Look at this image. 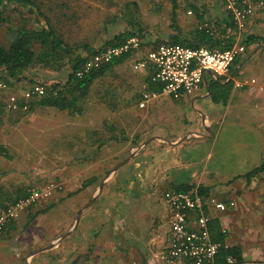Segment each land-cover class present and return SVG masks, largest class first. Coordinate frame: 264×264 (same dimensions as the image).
<instances>
[{"label": "crops", "instance_id": "0c3cea01", "mask_svg": "<svg viewBox=\"0 0 264 264\" xmlns=\"http://www.w3.org/2000/svg\"><path fill=\"white\" fill-rule=\"evenodd\" d=\"M169 2L172 20L174 17L177 23H172L170 33H160L164 36L162 38H166L164 42H197L193 35L196 28L209 27L219 33L226 28V23L221 21L228 16L220 1L176 0L174 10L172 1ZM191 5L204 12V23H199L194 13L193 18L183 14L184 9ZM178 20H197L198 23H178ZM238 29L241 38L254 35L264 39V6L256 5L242 30ZM156 42L160 43V40L153 41V44ZM153 44L149 48L141 45L139 50L132 51L110 70L116 78L123 79L121 97L104 101L103 95H92L97 78L82 101L81 114L71 115L51 106H35L28 111L20 106L22 102L27 103L26 95H18L13 89L3 95L6 97L1 104L4 120L0 126V155L3 156H0V172L3 173L0 176V209L21 194L58 184L59 188L53 189L52 194L43 200H57L63 204L76 198L77 205L70 214L75 213L76 217L74 234L78 242L86 244V249H81L82 253L91 247V264H166L162 252L168 245L169 225L168 208L162 194L180 183L193 182L196 186L209 188V182L200 184L196 174L220 172L217 167L226 164L222 158L214 159V149L211 148L212 143L219 139V125L225 119L235 117L243 125L245 118V121L250 117L256 120L255 135H244L241 149L264 155V135L260 133L264 126V118L260 117L264 115V92L259 86L264 85V63L258 60L261 56L264 58V41L247 47L246 54L243 52L238 56L241 60L226 75L215 77L213 73L206 72L201 88L194 95L174 98L161 94L140 107L144 85L146 90L149 89L147 76L153 69L133 71L130 68ZM250 69L254 71L247 76ZM109 74L107 72L103 76ZM251 79H255L257 84L236 86V82ZM229 81L232 84L225 101L222 97L214 100L215 93L223 96L222 85ZM216 83L220 86L212 88ZM16 95L20 96L16 100L17 107L12 108L9 100ZM53 119L61 125V131L52 132L50 126V135L71 136L75 142L63 146L75 152L72 155L70 151L61 154L67 158L64 161L52 153L42 154L43 158L38 154L22 156L18 150L29 144L34 131L38 130V135L44 131V128L36 127V123L46 124ZM23 123L31 127L29 133L20 130ZM255 141H259L257 146ZM41 159L46 160L42 162ZM242 175H234V178L232 175L223 183L231 188L227 191L230 196L220 198L208 194V197L227 205L224 211L206 207V213L211 216L210 236L213 240L211 226L213 220H217L219 228L226 230L225 245L240 249L242 260L239 264H264V224L254 221L264 222V218H260L264 217V206L259 195L253 196L256 189L264 187V181H258L257 176L247 181ZM159 187L163 191H159ZM41 210L35 212L36 216L44 213L39 212ZM27 212L30 224L31 211ZM22 217L20 214L0 235L13 233ZM62 220L66 227L68 215ZM63 231L66 232L61 235L60 246L72 234H68L66 229ZM27 240L22 252L29 253L25 264H31V238L27 237ZM48 249L44 247L34 253L47 252Z\"/></svg>", "mask_w": 264, "mask_h": 264}, {"label": "rangeland", "instance_id": "374dc122", "mask_svg": "<svg viewBox=\"0 0 264 264\" xmlns=\"http://www.w3.org/2000/svg\"><path fill=\"white\" fill-rule=\"evenodd\" d=\"M34 1L37 2L41 11L47 15L50 20L49 24L54 28L56 33L61 35V37L73 47L87 43L94 48H99L104 46L106 41L112 39L114 35L129 30L132 31L134 35H139L138 37L141 39L144 48H149L148 46L152 45L153 41L160 40L161 42L162 40L164 42V39L166 38H162L164 36H160V33H170V31L173 30H170V28H172V23H177V20H172L170 0ZM217 1H220L225 8V0ZM243 1L258 2L254 0ZM179 3L181 4L182 2ZM14 6L15 5H10L7 8V12L12 24L16 25L21 22L22 16L27 15V13L25 8L19 6L21 9L17 10L16 8H13ZM183 14H185V16L191 15L193 18V13H188L187 9H184ZM184 19L185 18H183V20ZM178 23L198 22L197 20L194 22L178 20ZM28 25L36 26V23L31 19ZM165 26H167L168 29ZM8 36L10 35L3 29L0 33V40L6 41ZM78 52L85 54L83 50H78ZM244 53L246 54V52ZM258 60H260L261 63H264V58L262 56L259 57ZM233 67H235V65ZM130 69L133 71L135 70L132 67ZM253 71L254 69L247 70V76ZM67 73L68 57L64 58L62 67L58 69L40 65L33 67L32 70L30 68L29 71H27V76H23V78L18 81L12 82L11 87H5V83L0 79V83L3 84V86H0V126L4 120V109L1 108V104H3V98L6 97H3L5 92L8 93L10 89H13L16 93H19L18 95H26L28 98H31L35 87L42 86L41 84H36L31 87L33 84H31V77L36 76L41 82L45 81L46 83H51L53 81H61ZM108 74L109 75L102 76L95 81L91 94L95 96L103 95L102 98H104V101L113 99L117 100L123 95V92H120L122 89L120 84H123V79L116 78L113 71H109ZM19 97L20 96L16 95L17 99H19ZM260 117L264 118V115H261ZM245 120V125H243L239 124L235 117H232L225 119V121L219 125L221 128L219 139L212 143L213 145L211 144V148L214 149V159L221 160L222 158L223 163L226 160V164L217 167L220 169V172H199L196 174L197 181L199 182V179L201 180L200 184L209 182L208 186L210 185V194L216 195L217 197L224 198L230 196L227 191H230L231 188H227L223 183L230 180L232 175V178H234V175L244 174L254 166L260 165L264 160L263 154L259 156V153L247 151L248 149L246 148L241 149V141H243L242 137L247 134L255 135V131L257 130L256 127L258 126V122L252 117L247 121ZM56 123L57 121L55 119L48 121L46 124L40 122L36 123V127H39L41 130L44 128V131L41 132L42 135H38L39 131L35 130L31 136L29 144L26 145L24 149L18 150V152L25 158L34 154H38L40 158H43L44 156L42 154L52 153L62 157L61 160H66L67 158L63 157L61 154L70 151L72 155L75 151L64 148L63 145L75 141L71 136L70 138L56 136L55 133L50 135V126L52 127V132L56 131V133H59V131H61V125H57ZM53 124L56 125L54 126ZM263 127L260 129V133L264 135ZM20 130L24 133H29L31 127H29L27 123H23ZM20 130L17 133H20ZM34 136L35 138H33ZM18 143L20 142L18 141ZM257 144H259V141H255V146H257ZM1 147L2 146H0V148ZM4 158L6 159V157ZM41 160L44 162L46 159ZM61 160L58 158L59 164ZM2 175L3 173L0 172V176ZM256 179L258 181H264V173H261ZM50 186H52V190L59 188V185L55 183L50 184ZM256 190L257 193H254L253 196L259 195L262 198L264 206V187H260ZM159 191H163V188H160ZM222 195L224 196L222 197ZM76 205V198H73L70 202H64L63 204L59 203L57 200L46 201L39 199L29 205L22 211L21 215L23 214V217L20 219L19 225L14 228V232L9 234L2 233L0 235V264H25L26 257L29 253L22 252V248L28 243L27 237L31 238V264H71L75 260V257L81 253L82 247L86 249V244L82 245V243L78 242L74 234L77 222L75 219V213L72 216L70 214L71 211L75 209ZM46 207H48V212L35 216L29 224L30 221L28 219L29 215L27 214V211H31L32 216L38 210ZM1 210L2 209H0V212ZM66 215H68V220L65 227L63 226V220L61 221V219ZM260 218L262 219L264 217L262 216ZM254 221L259 224H264V222H261L258 219H255ZM65 229L69 231H67L68 234L71 232L72 234L66 238L62 243V246H60L61 235L66 232L63 231ZM51 244L54 245L48 249L49 251H42L38 254L37 252L34 253V251H40ZM95 263L98 264V262Z\"/></svg>", "mask_w": 264, "mask_h": 264}, {"label": "trees", "instance_id": "16d2710c", "mask_svg": "<svg viewBox=\"0 0 264 264\" xmlns=\"http://www.w3.org/2000/svg\"><path fill=\"white\" fill-rule=\"evenodd\" d=\"M171 1L172 8L174 10L177 7V3L176 0ZM10 5H15L13 8H16L17 10H20V7L26 9L27 15L22 16L19 24L13 25L8 17L7 8ZM190 8L187 10L196 15L199 23H204V12H200L198 7L195 5H191ZM226 13L228 17L225 21H221V23H226V28H224L221 33L213 31V29L209 27L196 28L193 31V35L197 42L175 41L171 43H180L190 47L205 46L209 49H226L233 46L237 40L240 39L239 43L245 47V52H247L246 48L250 45L254 43L258 44L259 42L264 41V39L254 35H248L241 38V33L239 34V31H237L238 26L236 25L234 19L228 12ZM31 19L34 20L36 26L28 25ZM49 23V18L41 11L39 5L34 0H0V33L4 29L10 35L6 41L0 40V79L3 83H5V87H11L12 82L18 81L23 78V76L26 77L27 71H29L30 68L32 70L33 67L40 65L58 69L62 67L64 58L68 57V73L61 81L46 83L45 81H39L36 76L31 77V84L33 83L31 87L36 84H41L43 91L40 94L36 92L32 93L31 98H28L27 103L22 102L20 103V106H26V110L28 111L33 109L35 106H51L59 110H66L71 115L81 114L83 111L82 101L86 99L93 82L97 78L109 72L114 65L126 58L131 51L118 57H114L110 61L103 62L98 67H92L87 71L83 70V63L89 56L95 54L97 51H100L108 46L120 45L130 36L134 35V33L129 30L120 32L114 35L112 39L106 41L104 46L99 48H94L87 43L73 47L70 46L61 37V35L56 33L54 28ZM157 43L159 42H156L153 45L156 46ZM78 50H83L85 54L78 52ZM240 60L241 59L237 57L232 63L230 69L232 70L233 66ZM81 70L83 72L79 76L77 72ZM147 79L149 83L148 90H160L161 85L159 83L152 82L150 76H147ZM231 84L232 81H229L222 85V95L225 96V98L220 95L216 96L218 93H215L214 100L222 97L223 101H225L231 88ZM218 86L220 85H213L212 88ZM260 173H264V161L242 176H244L247 181H250ZM193 189H197L198 193L204 196H208L210 193V189L208 187L202 185L196 186L193 182L177 184L171 190L186 192ZM28 195L29 194L25 193L21 194L9 203L4 204L1 208L5 209L15 201L26 198ZM47 210L48 207L39 212H45ZM36 215L37 214L34 213L31 216V220L35 218ZM211 229L213 241L221 244L217 264H239L242 260L240 249L235 246L227 247L225 245L226 233L219 228L217 220H213ZM87 250V252H81L78 256H76L75 260L71 264H91V247H88ZM229 257L232 258L233 262H229L227 260Z\"/></svg>", "mask_w": 264, "mask_h": 264}, {"label": "built area", "instance_id": "2783aa9c", "mask_svg": "<svg viewBox=\"0 0 264 264\" xmlns=\"http://www.w3.org/2000/svg\"><path fill=\"white\" fill-rule=\"evenodd\" d=\"M264 6V2L243 0H225V9L234 19L239 29L249 18L255 6ZM142 45L137 35L130 36L125 42L117 46H108L89 56L83 63L84 71L98 67L103 62H108L114 57L124 53L139 50ZM245 52V47L240 43L226 49H209L205 46L190 47L188 45L171 42H160L152 46L146 54L137 59L132 65L135 70H148L152 68L151 81L159 83V91L146 90L142 92L145 101L161 94L174 98H185L194 95L203 84L206 72H211L215 77L226 75L234 60ZM82 70L77 72L80 76ZM256 85L255 79L236 82V86L244 84ZM0 86H3L0 83ZM264 92V85H259ZM43 87H35L34 92L42 93ZM16 96L10 98V107H17ZM26 109V106H24ZM52 193V186L33 189L26 198L15 201L0 212V232L11 221L17 219L24 209L39 199H45ZM162 199L168 208V245L162 252L166 264H217L221 244L214 242L210 236L209 223L211 216L206 213V207L211 206L224 211L225 203L214 197H205L197 189L190 191L165 190ZM223 232L226 230L223 228ZM233 262L232 258L227 259Z\"/></svg>", "mask_w": 264, "mask_h": 264}, {"label": "water", "instance_id": "95a60500", "mask_svg": "<svg viewBox=\"0 0 264 264\" xmlns=\"http://www.w3.org/2000/svg\"><path fill=\"white\" fill-rule=\"evenodd\" d=\"M102 186L99 187L98 191H100ZM78 220V219H77ZM54 244L48 245L46 248H50L51 246H53Z\"/></svg>", "mask_w": 264, "mask_h": 264}]
</instances>
